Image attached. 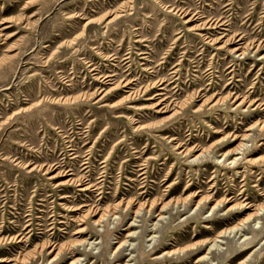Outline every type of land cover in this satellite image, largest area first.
I'll list each match as a JSON object with an SVG mask.
<instances>
[{
  "label": "rangeland",
  "instance_id": "1",
  "mask_svg": "<svg viewBox=\"0 0 264 264\" xmlns=\"http://www.w3.org/2000/svg\"><path fill=\"white\" fill-rule=\"evenodd\" d=\"M259 207L264 0H0V264H264Z\"/></svg>",
  "mask_w": 264,
  "mask_h": 264
},
{
  "label": "bare ground",
  "instance_id": "2",
  "mask_svg": "<svg viewBox=\"0 0 264 264\" xmlns=\"http://www.w3.org/2000/svg\"><path fill=\"white\" fill-rule=\"evenodd\" d=\"M234 160V159H233ZM231 163V162H230ZM69 181V180H68ZM86 182V181H85ZM217 205H218V203H217ZM216 204L212 207V208H215L216 206H217ZM251 207V206H250ZM93 208V207H92ZM264 209V207H259L257 210H256V212L257 213H255V214H253V215H248L244 220H242V222L239 224V226H232V227H230V228H228V229H223V230H220L219 232H217V234L211 239V240H209V247H208V251L209 250H215V249H223V248H220V246H219V243H222L221 242V240H222V238H224L225 236H229L230 235V233H236V232H240V231H242V228H243V224H244V222L245 221H247V220H249V219H255V218H257V215H258V212L259 211H261V210H263ZM88 212V211H87ZM86 212V213H87ZM98 212V211H97ZM102 215L103 214H100V216H99V218L97 219V220H99V219H101V217H102ZM96 220V221H97ZM29 232V231H28ZM244 234H241V236H243ZM127 236H131V234H127ZM248 237H246V236H243V238H242V241H245L246 239H247ZM121 245L122 244H119L118 245V247H121ZM212 247H214V248H212ZM247 250V249H246ZM243 252V251H242ZM206 254L207 253H205V255H202V256H200L199 258H198V260H204V259H206L207 257H206ZM250 256H251V254H250ZM249 256V257H250ZM246 261H247V259L245 258V259H241L240 261H239V264H246Z\"/></svg>",
  "mask_w": 264,
  "mask_h": 264
}]
</instances>
